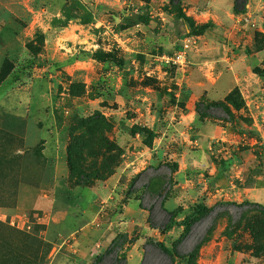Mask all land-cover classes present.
<instances>
[{
  "label": "rangeland",
  "instance_id": "rangeland-1",
  "mask_svg": "<svg viewBox=\"0 0 264 264\" xmlns=\"http://www.w3.org/2000/svg\"><path fill=\"white\" fill-rule=\"evenodd\" d=\"M245 11L0 0V264H264V0Z\"/></svg>",
  "mask_w": 264,
  "mask_h": 264
},
{
  "label": "trees",
  "instance_id": "trees-1",
  "mask_svg": "<svg viewBox=\"0 0 264 264\" xmlns=\"http://www.w3.org/2000/svg\"><path fill=\"white\" fill-rule=\"evenodd\" d=\"M180 1V0H178ZM247 2L248 0H244L243 2H241L240 0H234V12L236 14H243L245 13V8H246V5H247ZM254 73H256L257 75L259 76H264V73H260L258 72L257 70L254 71ZM213 108H221L220 105H213V106H206L204 104H200L198 106V113L201 114V115H204L206 116L207 118H209L211 115H210V111L213 109ZM164 185V183H163ZM162 184L160 185L159 184H156V186H160L162 187L163 186ZM152 194L155 195V196H162V192H160V189H152ZM256 207L262 209L264 211V206H261V205H258V204H255ZM196 209L198 210V212L200 211H203V209L201 207H196ZM195 209V210H196ZM211 210H209V213H210ZM171 218L169 220V223L166 225V227L162 230V233L165 234L173 225H175V221H174V213H169ZM202 214V213H200ZM199 216L195 219H193V221H189V219H187L186 221V229L184 230V234H183V237L182 239L179 241V244L190 234L191 230H192V227L193 225L200 219L202 218L203 216H206L205 214H203L202 216ZM158 246L161 248V250L166 253L168 255V257H170V259L172 260V262L174 261V256H175V253L177 252V250H169L167 249L163 244L159 243ZM177 248V247H176ZM191 261H193L192 264H194V257H192Z\"/></svg>",
  "mask_w": 264,
  "mask_h": 264
},
{
  "label": "crops",
  "instance_id": "crops-1",
  "mask_svg": "<svg viewBox=\"0 0 264 264\" xmlns=\"http://www.w3.org/2000/svg\"><path fill=\"white\" fill-rule=\"evenodd\" d=\"M241 65V63H240V61H235V62H233V66L235 67V69L236 70H238L239 69V66ZM237 74H239V72H236L235 74H233V75H235V79H236V83H238V76H237ZM230 78V77H229ZM223 86V88H224V90H225V85L222 83L221 85H219L218 87V91H219V93H220V91H221V87ZM229 88V87H228ZM219 93H217V92H215V94H219ZM224 95H226V93L224 94ZM197 116H198V114H196V112L194 111V112H190L189 114H186V115H183V117H184V120L186 121V122H188V124L189 123H191V122H193V121H196V119H197ZM222 122V121H221ZM206 130H207V128H206ZM215 133H216V135H217V133H218V135L219 136H222V138L224 139V138H226V131H225V129L224 128H222V127H219V126H216V129H215V131H214ZM224 134V135H223ZM197 143V142H196ZM199 172V171H198ZM215 172V171H214ZM219 171L216 169V177L214 178V179H220V178H222L223 176L221 175V173H218ZM203 174V173H202ZM215 174V173H214ZM220 176V177H219ZM259 180H260V185L259 186H254V188H250V189H248V191H261L263 194H264V178H259Z\"/></svg>",
  "mask_w": 264,
  "mask_h": 264
},
{
  "label": "built area",
  "instance_id": "built-area-1",
  "mask_svg": "<svg viewBox=\"0 0 264 264\" xmlns=\"http://www.w3.org/2000/svg\"><path fill=\"white\" fill-rule=\"evenodd\" d=\"M189 46L186 45V49L188 48ZM185 56H186V51H183L181 53H179L176 57L177 61H179L180 63H183V61H185Z\"/></svg>",
  "mask_w": 264,
  "mask_h": 264
}]
</instances>
